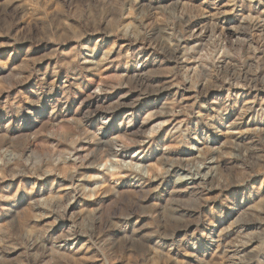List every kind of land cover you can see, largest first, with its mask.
<instances>
[{
    "label": "rangeland",
    "instance_id": "obj_1",
    "mask_svg": "<svg viewBox=\"0 0 264 264\" xmlns=\"http://www.w3.org/2000/svg\"><path fill=\"white\" fill-rule=\"evenodd\" d=\"M0 264H264V0H0Z\"/></svg>",
    "mask_w": 264,
    "mask_h": 264
},
{
    "label": "bare ground",
    "instance_id": "obj_2",
    "mask_svg": "<svg viewBox=\"0 0 264 264\" xmlns=\"http://www.w3.org/2000/svg\"><path fill=\"white\" fill-rule=\"evenodd\" d=\"M111 151V150H110Z\"/></svg>",
    "mask_w": 264,
    "mask_h": 264
}]
</instances>
